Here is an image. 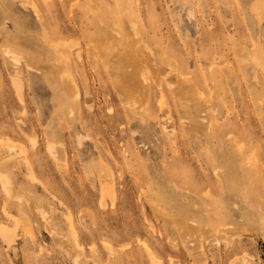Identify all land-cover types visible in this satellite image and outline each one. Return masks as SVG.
Instances as JSON below:
<instances>
[{
  "label": "rangeland",
  "instance_id": "obj_1",
  "mask_svg": "<svg viewBox=\"0 0 264 264\" xmlns=\"http://www.w3.org/2000/svg\"><path fill=\"white\" fill-rule=\"evenodd\" d=\"M0 264H264V0H0Z\"/></svg>",
  "mask_w": 264,
  "mask_h": 264
},
{
  "label": "bare ground",
  "instance_id": "obj_2",
  "mask_svg": "<svg viewBox=\"0 0 264 264\" xmlns=\"http://www.w3.org/2000/svg\"><path fill=\"white\" fill-rule=\"evenodd\" d=\"M98 47H100V45H99V46H97V48H98ZM108 47H109V46H108ZM108 47L106 48V47H105V45H104V48H105V50H106V49H108V50H109V48H108ZM97 48H95V51H97V50L99 49V48H98V49H97ZM100 48H101V47H100ZM101 49H102V50H104V49H103V47H102ZM101 49H100V50H101ZM98 52H99V51H98ZM98 52H97V53H98ZM104 52H106V51H104ZM98 54H101V53H98ZM103 54H104V53H103ZM63 77H64V76H63ZM131 97H132V95H131ZM129 99H130V98H129ZM129 102H130V101H129ZM128 104H129V103H128ZM132 104H133V103H132ZM135 104H136V103H135ZM130 105H131V104H130ZM130 105H129V106H130ZM133 105H134V104H133ZM251 162H252V161H251ZM218 167H219V166H218Z\"/></svg>",
  "mask_w": 264,
  "mask_h": 264
}]
</instances>
